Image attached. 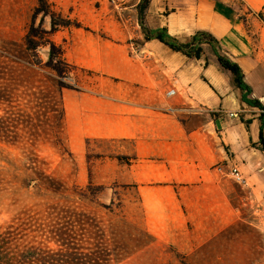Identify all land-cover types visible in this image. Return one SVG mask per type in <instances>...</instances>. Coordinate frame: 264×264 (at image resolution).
<instances>
[{"label":"rangeland","instance_id":"374dc122","mask_svg":"<svg viewBox=\"0 0 264 264\" xmlns=\"http://www.w3.org/2000/svg\"><path fill=\"white\" fill-rule=\"evenodd\" d=\"M141 1L0 0V54L32 47L23 56L32 68L3 58L30 84L55 75L66 110L59 144L0 139V229L21 209L59 202L117 227L134 251L120 264H264V187L234 178L233 165L242 170L228 132L196 95L198 64L146 40ZM179 3L151 0L146 26L165 22ZM221 4L240 14L264 64V0ZM52 43L54 62L63 53L68 63H58L61 76L50 68ZM7 107L0 102V114ZM28 155L63 192L39 194L13 180L28 173Z\"/></svg>","mask_w":264,"mask_h":264},{"label":"trees","instance_id":"16d2710c","mask_svg":"<svg viewBox=\"0 0 264 264\" xmlns=\"http://www.w3.org/2000/svg\"><path fill=\"white\" fill-rule=\"evenodd\" d=\"M150 2L142 0L139 5L140 24L146 40H158L174 52L197 59L203 57L206 46H209L220 65L232 72L234 83L243 91V100L263 110L260 115V146L264 150V105L258 98L250 97L253 89L246 82L242 67L222 52L220 40L209 30L200 29L180 38L170 34L167 27L146 26V10ZM52 25L55 27V21ZM55 49L56 45L52 43L51 59L54 64L50 68L61 76L64 69L58 63H68L62 57L63 53L57 55L58 61L54 62ZM30 50L32 47L26 46L19 51L8 49L0 54V79L9 80L0 91V102L8 104L5 112L0 114V139H45L59 144L66 116L62 93L64 83L55 75H51L50 82L27 83L20 68L10 66V61L3 58L23 63V56H28ZM26 64L29 68L33 67ZM206 64H209L208 60ZM22 167L28 173L13 177L22 188L28 189L33 185L39 194L42 191L53 194L63 192V182L47 174L36 157L28 155ZM2 181L0 177V183ZM84 195L83 198L88 197V193ZM133 253L129 241L119 238V230L114 224L101 225L84 210L59 202L21 209L6 227L0 229V264H120Z\"/></svg>","mask_w":264,"mask_h":264},{"label":"crops","instance_id":"0c3cea01","mask_svg":"<svg viewBox=\"0 0 264 264\" xmlns=\"http://www.w3.org/2000/svg\"><path fill=\"white\" fill-rule=\"evenodd\" d=\"M179 2L182 7L176 5V11L153 28L167 27L170 34L180 38L200 29L212 32L220 40L222 52L242 67L245 80L253 89L250 97L258 98L264 105V64L260 62L259 52L248 40L240 14L224 8L222 0ZM189 59L199 67L196 95L223 122L228 132L227 145L233 152L232 160L239 163L246 182L250 178L254 188H263L264 150L260 146V115L263 110L243 100V91L234 83L232 72L220 65L209 46H206L202 58ZM207 60L209 64H206ZM230 112L238 116L231 117Z\"/></svg>","mask_w":264,"mask_h":264},{"label":"built area","instance_id":"2783aa9c","mask_svg":"<svg viewBox=\"0 0 264 264\" xmlns=\"http://www.w3.org/2000/svg\"><path fill=\"white\" fill-rule=\"evenodd\" d=\"M113 3L115 4H119V3H124L126 2V0H112ZM176 93V90H171L169 91L168 95L172 96ZM229 116L231 117H237L238 114L235 113V112H230L228 113ZM232 174L234 176V178L239 182V183H244L246 184V178L244 177L243 173L240 171L238 165L234 164L233 167H232Z\"/></svg>","mask_w":264,"mask_h":264}]
</instances>
